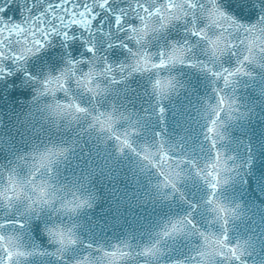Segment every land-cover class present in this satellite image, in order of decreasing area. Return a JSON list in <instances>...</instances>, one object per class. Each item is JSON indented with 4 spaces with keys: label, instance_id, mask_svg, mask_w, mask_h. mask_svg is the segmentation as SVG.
Here are the masks:
<instances>
[{
    "label": "water",
    "instance_id": "1",
    "mask_svg": "<svg viewBox=\"0 0 264 264\" xmlns=\"http://www.w3.org/2000/svg\"><path fill=\"white\" fill-rule=\"evenodd\" d=\"M164 0H109L106 8H100L97 0H28L30 11L25 12L17 23L25 28L27 38L32 34L41 39L44 47L35 55L22 61L13 58L20 54L24 46L15 36L5 39L0 51L6 59H0V184L5 183V175L16 169L19 177L29 173L27 153L43 149L49 144H57L69 149L66 158L55 165L51 179L61 196H71L73 192L82 197H90L92 207H85L76 217H67L52 209L42 208L38 212L26 211L27 201L14 202L11 207L0 201V223L19 219L24 228L7 224L0 232L16 238L21 250L32 252L28 257H20V264H63L55 255H40L39 252H55L57 245L49 241L47 228L55 224L76 223L77 234L82 243L65 253V259L73 260L91 252L93 257L101 254L84 247L91 242L95 247L111 249L113 244L131 253L126 264H197L198 253L203 249L199 231L217 237L226 232L229 245H239L243 250L240 261L226 257H215V264H264V57L258 56V63L246 65L250 76H237L233 83L224 87L223 79L213 84V77L206 72L184 65L169 66L160 70L161 76L175 77V89L166 99L158 101L152 88L156 72L133 73L128 76L134 58L124 44L134 51L146 50L159 59L162 49H169L172 43L183 44L185 40L195 45L193 52L197 59L208 61L204 55V44L186 32L182 22L176 21L163 31H152L144 42L137 44L130 39L134 33L127 31L129 25L142 26L138 19L144 14L136 5L156 7ZM204 2V0H201ZM221 3L228 7L224 0ZM254 0H249L245 11L239 8L229 12L244 23L254 22ZM91 7L87 18L96 15V20L88 26L72 24L73 16ZM122 15L121 28L115 26V16ZM158 27V23H154ZM47 35L45 36L41 34ZM67 33V39L65 38ZM111 45V47L109 46ZM95 47V57L88 53V47ZM231 53L222 58L224 67L233 68L240 56ZM112 65V76L119 83L113 84L111 77H97L107 92L95 100L78 88L72 80L70 93L80 103L95 113L112 111L127 116L121 119L118 130L136 127L138 134L132 136L134 147L142 150V145L156 148L160 131L166 140V147L174 157L195 160L203 168L213 156L210 143L205 139L208 121L213 113L209 106L217 103L215 86L221 90L231 104L225 110L220 131L225 139L218 140L217 150L228 160L230 170L221 173L222 183L214 194V199L232 210L222 224L217 213L208 204L212 190L208 184L196 176L195 170L181 165L177 170L183 173L177 182L179 192L170 188H160L162 177L155 169L146 167L138 155L126 150L123 155L116 152V142L106 140L104 134L88 131L87 120L69 124L67 120L57 122L46 107L52 103L49 95L38 96L42 91L40 81L48 75H58L71 67L69 60L83 61L77 75L95 67L103 72L104 62ZM128 65L124 71L119 66ZM220 70V65L214 66ZM34 77V79H33ZM58 99H66L62 92ZM234 101V103H232ZM166 109L164 124L157 113L159 103ZM135 122V123H134ZM166 129V131H165ZM24 156L26 162L18 157ZM171 196L169 198V194ZM181 193L183 199H181ZM196 205L195 208L192 206ZM197 225V230H189L175 238L161 242L162 254L156 258L144 257L139 253L145 246L159 239V233L171 220L188 215ZM195 258V259H194ZM97 264H100L99 260Z\"/></svg>",
    "mask_w": 264,
    "mask_h": 264
},
{
    "label": "snow or ice",
    "instance_id": "2",
    "mask_svg": "<svg viewBox=\"0 0 264 264\" xmlns=\"http://www.w3.org/2000/svg\"><path fill=\"white\" fill-rule=\"evenodd\" d=\"M67 2V0H65ZM100 8H106L109 0H97ZM138 9H142V15L138 16L142 26L133 27L129 25L127 31L134 33L130 39H135L139 45L145 41V38L152 31L166 30L174 22L179 21L185 25L186 32L191 37L195 38L198 43L204 44V55L208 57V61L199 60L196 58L193 49L195 45L185 40L183 44L172 43L169 49H162L159 52V59H153V54L146 51H134L124 44L125 49L131 53L134 58L133 64L130 66L128 76L133 73L156 72V78L152 82V88L156 94L158 101L166 99L167 96L175 89V77L161 76L160 70L168 69L169 66L184 65L188 68L197 69L206 72L213 77V84L223 79L224 87L233 83L237 76H250L246 65L258 63V56L264 57V3L254 4L252 7L254 12L249 15H254L255 20L251 23H244L236 15L229 12L228 7H225L221 0H164V2L156 7L137 4ZM30 11L28 0H0V48L3 47L4 40L15 36L20 38L24 36L23 47L20 49V54L13 53V58L22 61L30 55H35L45 45L43 41L32 34L31 40L27 38V33L19 21L25 12ZM92 12V8L86 7L85 11L79 13V19L73 16L72 24L80 26L91 25L96 20V15H92L91 19L87 16ZM123 23L122 15L115 16V26L120 29ZM154 23H158V27H154ZM47 38V35L41 32ZM67 39V33L64 34ZM111 47V45H109ZM237 49L240 51V56L236 60V66L233 68L224 67L222 58L231 53L237 55ZM88 53L95 57V47H88ZM5 53L0 51V59H6ZM71 65L65 68L58 75H48L40 81L42 91H38V96L49 95L52 97V103L46 105L49 115L57 122L67 120L69 124L80 123L87 120L88 131L95 130L98 134H104L106 140H114L116 142V152L118 155H123L126 150H129L140 157L145 162L146 167L155 169L157 174L162 177L160 188H170L172 193L179 192L177 182L180 180L183 173L177 169L181 165H188L195 170V174L200 179L204 180L208 187L212 190V194L208 197L207 203L213 205L212 211L217 213V219L222 221L223 225L228 223L226 217L232 210L227 209L214 199L216 190L226 180H222L221 173L230 170L228 160L234 157H224L222 151L217 150L218 140L225 139L220 129L223 127L224 121L221 119L222 113L227 109L231 110V104L228 99L221 94V90L213 87V91L217 95V103L210 105V111L213 113L212 119L208 121L205 139L210 143L213 156L204 165L203 168L197 166L195 160H190L187 157L177 158L170 154L166 147V140L162 133L157 131L156 148L145 144L142 145V150L137 151L134 147L132 136L138 134V129L134 126H129L126 129L118 130V125L121 119L127 120V116L123 114H115L113 106L112 111H97L94 113L88 106L80 103L70 93V82L74 80L78 88L89 94L93 100L107 92L105 87L97 82V77L108 75L111 77L113 84L119 83L112 76L113 68L105 59L103 72L97 71L95 67H88L87 71L77 75V70L83 61L69 60ZM215 65H220V70H216ZM264 67V64H260ZM128 65L119 66L121 72ZM6 71L3 66H0V72ZM34 79V77H33ZM62 92L66 99H58L57 94ZM234 103V101L232 102ZM157 113L160 116V122L164 124V116L166 109L163 103H159ZM135 123V122H134ZM166 131V129H165ZM69 149L67 147L49 144L43 149H35L27 153L30 159L26 162L24 156L18 157L21 162H26L29 168V173L26 177H19L16 169L13 168L5 175V183L0 184V201L6 206L11 207L14 202L22 200L27 201L26 211L28 213L38 212L42 208L52 209L67 217H76L85 207H92L90 197H82L73 192L69 196H61L58 193L61 191L50 181L55 174V165L62 158H66ZM171 193L169 194V198ZM181 199L183 194L181 193ZM193 208L196 205L192 206ZM7 224H15L19 228H24V223L21 220H10L5 223H0V229H3ZM76 223L55 224L47 228L49 241L57 245L55 252L45 253L39 252L40 255H55L57 260L63 261V264H126L131 253L126 251L128 245L123 247L119 244H113L111 249L104 247H95L91 242L85 243L84 247L93 249L100 253L98 257H93L92 253H86L81 257L73 260L65 259V253L78 247L82 240L77 234ZM197 230V225L192 219L191 212L183 217L171 220L165 224L163 230L158 234L159 239H156L151 245L145 246L139 253L144 257L156 258L162 254L160 244L162 241L175 238L184 234L186 231L192 234L189 230ZM202 238L203 249L198 253L200 260L197 264H215V257H226L229 260L240 261L243 255V250L239 245H229L227 243L228 236L225 232L223 236L217 237L213 234H208L202 231L198 232ZM32 252L21 250L15 237L5 235L0 232V264H20V257L31 256ZM195 259V258H194ZM173 264H184L183 261H174Z\"/></svg>",
    "mask_w": 264,
    "mask_h": 264
},
{
    "label": "clouds",
    "instance_id": "3",
    "mask_svg": "<svg viewBox=\"0 0 264 264\" xmlns=\"http://www.w3.org/2000/svg\"><path fill=\"white\" fill-rule=\"evenodd\" d=\"M225 4L229 6L233 11L237 8L240 9L241 12L245 11V5L249 3V0H224ZM256 4L264 3V0H254Z\"/></svg>",
    "mask_w": 264,
    "mask_h": 264
}]
</instances>
